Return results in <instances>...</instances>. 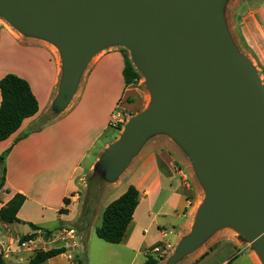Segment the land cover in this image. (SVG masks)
<instances>
[{
	"label": "water",
	"instance_id": "obj_1",
	"mask_svg": "<svg viewBox=\"0 0 264 264\" xmlns=\"http://www.w3.org/2000/svg\"><path fill=\"white\" fill-rule=\"evenodd\" d=\"M221 1L0 0V16L58 47L60 107L98 52L130 51L152 98L103 156V169L116 179L150 136L164 132L191 157L207 191L191 235L167 264L226 226L264 263V85L234 45Z\"/></svg>",
	"mask_w": 264,
	"mask_h": 264
},
{
	"label": "crops",
	"instance_id": "obj_2",
	"mask_svg": "<svg viewBox=\"0 0 264 264\" xmlns=\"http://www.w3.org/2000/svg\"><path fill=\"white\" fill-rule=\"evenodd\" d=\"M252 15L263 26L258 28L259 32L246 26L248 30L242 36L264 65V5ZM10 54L21 57L24 63L12 64ZM47 69L52 75L46 85L43 72ZM123 70L124 56L118 49L98 52L81 75L76 93L65 107H60L56 100L62 60L54 45L31 36L17 41H3L1 37L0 81L8 74L19 76L30 84L39 103L38 113L0 144V184L4 179L0 210L15 195L26 197L18 213L21 223L6 224L0 220V253L5 262L18 261L7 244L14 241L15 234L6 238L7 229L13 234L12 226L34 224L61 239L65 234L60 230L65 227L80 235L81 240L85 238V244L87 235L82 237L74 226L81 221L79 225L100 227L106 207L130 186L138 189L141 198L124 240L117 245L124 254L143 255L146 261L154 246L167 240L178 244L191 235L207 191L191 157L171 135L157 132L150 136L114 180L109 178L105 167L101 176L98 174L105 186L99 187L89 180L124 131L116 128V118L123 113V117L136 116L151 102L149 89L148 96L138 91L135 83L127 85ZM1 102L0 91V107ZM111 129L118 131L113 139L108 138ZM65 199L70 200L69 205ZM98 202L102 206L98 207ZM61 209L68 213L61 214ZM42 231L32 230L26 235L36 233L38 237ZM163 231L167 232L165 239ZM79 238L77 252H83L85 245ZM64 242L67 252L47 263L63 257L73 264L68 243L73 241L67 235ZM183 261V264H264L252 245L232 226L214 232Z\"/></svg>",
	"mask_w": 264,
	"mask_h": 264
},
{
	"label": "rangeland",
	"instance_id": "obj_3",
	"mask_svg": "<svg viewBox=\"0 0 264 264\" xmlns=\"http://www.w3.org/2000/svg\"><path fill=\"white\" fill-rule=\"evenodd\" d=\"M261 5H264V0H222L220 2V13L222 15V18L224 20V23L226 25V28L229 32V35L234 45L236 46L238 51L253 64L256 70L257 76L259 77L262 85H264V65L258 59V56L256 52L254 51V49H252V47L246 46L245 39L242 36L243 31L248 30L246 26H249L248 28L252 32H255V31L259 32L258 28L263 26L259 18L256 17L257 22H255L253 15H252L256 11V9L260 7ZM249 16H250V19L248 20L247 18ZM1 37L3 38V41L4 40L17 41L21 39L22 37H30V36L22 32L18 28H16L5 17L0 16V39ZM54 47H55V50L59 54H61L58 47L56 46ZM109 48L118 49L119 52L123 54V56L129 57L131 63L133 64L129 50L125 49L122 46H110ZM8 58H10V61L12 62V64L24 63L21 57H17L16 55H13V54L8 55ZM133 66L135 67L134 64ZM62 69H63V63H62ZM43 74L45 78V84L47 85L52 75L51 70L47 69L45 73L43 72ZM139 74L141 75V79L135 82V87L138 91L145 92L146 94L145 93L144 94L149 96L146 78L140 72ZM123 114L121 116L119 115V118L115 120L116 128L123 127L121 131L125 129L126 124L132 118V117L130 118L129 116L123 117ZM121 119H123V121ZM117 135H118V131L115 129H111L108 133V138L113 139ZM103 172L104 171H103L102 165H100L98 166V168H96V171L94 173L96 175H91V177L90 178L88 177V178L89 180L90 179L94 180L95 183H97L99 187L105 186L104 182L102 183V181L99 179L100 178L99 176H101ZM100 206H102V203L98 202V207ZM80 223H78V225H75L74 227L76 231H78L79 234H82V237H84L83 234L87 235L85 244H83L85 238H82L81 240L79 238L80 235H78L76 232H75V235H77V238H79V241L82 242V245H85V250L83 252L82 251L77 252L80 246V243L74 244L75 242H72V243L68 242L70 243L69 250L71 254H73L74 256V258L71 260L73 264H81V260L83 261L84 264H142L145 262V256L140 255V256L134 257L133 254H128V255L124 254L121 251L119 246L107 243L103 241L102 239L98 238L96 235V226L91 228V227L85 226L84 224L79 225ZM97 227H99V225ZM11 228H12L13 234L7 229L5 232L7 234H5V236L7 238L15 234L14 241H8L7 244L9 246V249L11 247V252H12L11 254L13 256L16 255L18 261L9 259L10 262L7 261L6 262L7 264H28V261H30V259L38 251H46V250H50L53 248L64 247L66 245L64 242L65 236L68 235V232H66L65 230H69V228H65V227L61 228L60 231H62L65 234L61 239H59L58 236H53L54 232H52V235L48 237L46 236L45 231H42V233L38 235V237H36L37 236L36 235L32 239V242L30 241L24 242L23 239L25 236H27L26 234L32 232L31 227H29V225H15V226H12ZM166 243H170V242H168L167 240L164 243L158 244L157 246L164 247ZM179 244L180 243L176 244V242H174V244H172L173 245V248L171 251L172 254L162 259H159V260L160 261L164 260L163 264H165L169 256L170 257L173 256ZM10 258H13V257H10ZM183 260L184 259L180 260L177 264H183L184 263ZM46 264H68V260L62 257V258H57L51 263H46Z\"/></svg>",
	"mask_w": 264,
	"mask_h": 264
},
{
	"label": "trees",
	"instance_id": "obj_4",
	"mask_svg": "<svg viewBox=\"0 0 264 264\" xmlns=\"http://www.w3.org/2000/svg\"><path fill=\"white\" fill-rule=\"evenodd\" d=\"M123 75L127 85L133 84L141 79V75L131 63L129 57L124 56ZM2 102L0 107V144L15 134L23 122L36 115L39 111V103L32 92L30 84L15 74H8L0 81ZM122 130V127L119 128ZM4 179L0 184V189ZM140 192L135 186H130L118 199L111 202L103 213V221L96 229V235L103 241L118 245L122 243L134 213L140 203ZM26 201V197L15 195L1 210L0 220L6 224L21 223L18 213ZM69 205L70 200L65 199ZM61 214H67L68 210L61 209ZM34 232L42 231V228L30 224ZM50 237L52 232L43 230ZM37 234L27 235L24 242L31 241ZM67 252L65 247L53 248L46 251H38L30 259L29 264H46L50 259L56 258ZM160 260L149 256L143 264H159ZM0 264H6L3 253H0Z\"/></svg>",
	"mask_w": 264,
	"mask_h": 264
},
{
	"label": "built area",
	"instance_id": "obj_5",
	"mask_svg": "<svg viewBox=\"0 0 264 264\" xmlns=\"http://www.w3.org/2000/svg\"><path fill=\"white\" fill-rule=\"evenodd\" d=\"M66 232H68V238L71 241L75 242L74 244H76V243L78 244V242H77L78 238H77V235H75V231L68 230ZM162 236L164 239L167 238V232L163 231ZM30 242H32V240ZM24 245H26V244H24ZM172 248H173V245L171 243H166L164 245V247H159L156 245L149 251L148 255L153 256L154 258H157V259H162V258L167 257L168 255L171 254Z\"/></svg>",
	"mask_w": 264,
	"mask_h": 264
}]
</instances>
